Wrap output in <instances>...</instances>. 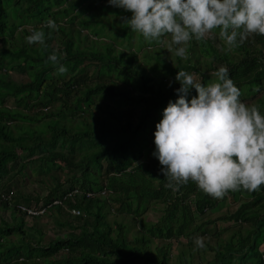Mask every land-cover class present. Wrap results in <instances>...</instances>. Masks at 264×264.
Segmentation results:
<instances>
[{"label": "trees", "instance_id": "16d2710c", "mask_svg": "<svg viewBox=\"0 0 264 264\" xmlns=\"http://www.w3.org/2000/svg\"><path fill=\"white\" fill-rule=\"evenodd\" d=\"M117 11L131 16L108 0H0V264H199L208 251L205 264H264V185L230 189L222 198L191 178L173 189L153 155L156 122L178 95V70L207 83L215 77L205 70L225 65L241 100L264 113V34L226 50L217 28L216 35L188 42L186 57L172 52L171 61L161 48L139 55L138 47L124 46L136 31ZM49 18L56 29L47 26ZM41 27L47 46L29 44L26 36ZM84 28L100 38L85 36L84 43ZM164 37L145 43L158 45ZM54 50L68 68L64 73L47 59ZM27 167L45 196L30 199L10 186ZM74 187L82 192L68 195ZM102 189L106 196L85 195ZM41 202L51 204L43 214L19 208ZM224 202L237 206L213 217ZM150 210L155 218H148ZM108 213L120 219L110 222ZM44 216L66 229L46 244ZM123 216L133 223L130 238ZM227 223L237 228L223 238ZM197 236L205 247L196 246ZM177 243L182 249L173 256Z\"/></svg>", "mask_w": 264, "mask_h": 264}, {"label": "clouds", "instance_id": "9594fccd", "mask_svg": "<svg viewBox=\"0 0 264 264\" xmlns=\"http://www.w3.org/2000/svg\"><path fill=\"white\" fill-rule=\"evenodd\" d=\"M131 11L125 18L133 31L146 41L171 39L167 50L184 58L188 42L200 40L219 28L226 50L253 33L264 34V0H108ZM47 26L58 24L49 18ZM29 44L46 45L43 28L26 36ZM64 73L58 50L48 56ZM207 83L187 70H178L179 87L174 100L162 109L154 130L155 148L167 187L178 189L191 178L205 193L222 198L228 190H259L264 185V113L241 100L242 90L225 65L214 71ZM195 95H190L192 89ZM106 196V195H105ZM199 248L204 239L195 238Z\"/></svg>", "mask_w": 264, "mask_h": 264}, {"label": "rangeland", "instance_id": "374dc122", "mask_svg": "<svg viewBox=\"0 0 264 264\" xmlns=\"http://www.w3.org/2000/svg\"><path fill=\"white\" fill-rule=\"evenodd\" d=\"M116 14L118 16L117 18H121V19L127 18V14L124 15L121 11H117ZM108 33H109L108 32V28L104 27L102 32H101V34H105L106 35ZM209 33L216 35V31H211ZM217 33H219V32L217 31ZM92 34L93 33L90 32V29L84 28V29L81 30L80 38H81V40L84 43H88L87 39H85V36L87 38H89V40H90V38H100L99 36H94ZM140 39L141 38H139L137 32H131V33H129V40H127V37H125L122 42L124 43V46H130L131 45L132 48L138 47L139 48V52H138L139 55L143 53V50H145V48H147L151 53H154L156 48H161L162 50L161 49L159 50L161 55L167 56L169 58L168 60H171V61L173 60V58H171L172 52L167 50V43L170 40V37H168V36L164 37L163 41L160 44H158V45H156V44H154V45H148L147 44L146 45L145 40L141 41ZM213 73H214V71H206L205 70V74L210 76L212 79L215 77ZM11 76L14 79H16V80L23 79V75H20V74H18L16 72L11 73ZM31 166H32V164L29 165V167H31ZM47 181H48V184H46V185H49L51 183V181L49 179ZM10 186H12L14 189L16 188V190H20L21 191L20 194H23V196H28L30 199L35 198V196H38V195L45 196V194L47 193V189H45V187L43 186V183L40 182V181L35 180V176L32 175L29 172L28 167L25 170L24 175H22V176L21 175H17L15 180H13L10 183ZM236 206H237L236 204L232 205V204H227V202H224L220 206H218L216 209H214V211L212 213V216L213 217H217V216L225 214L226 212H232V211L235 210ZM159 207H162V205H156V208L159 209ZM148 212H149L148 213L149 214L148 218H155V212H152L151 210L148 211ZM114 215L118 219H120V217H118V215L114 214V213H108L106 218L110 222H112L115 219ZM145 215H146V213H145ZM3 216H5V218L8 221L11 220V216H10L9 212H6L5 214H3ZM47 219H48V217L44 216L40 220V223H41L44 231L46 232L44 237H43V241H42L44 244H46L48 241H50L54 237V234H61L62 235L64 233V231L66 230L64 227L63 228L56 227L53 224V222L48 223V221H47V223H48V225H47V223H45V221ZM123 221L125 223H128L129 230L126 233H127V237L130 238L131 233L133 231V223L129 221V217L128 216H123ZM26 223L28 225L31 224V222H29V221H26ZM223 226H225V227L226 226H230V227H227L228 230L225 231V234L223 235V238H227L229 236V233L232 232V229L235 230L237 228V226H235V227L232 226L231 223H227V224H225ZM9 238L12 239V240H16L17 236L16 235H10ZM259 247H260L261 250L264 251V240L261 242ZM180 249H182L180 244L177 243L176 245H174L173 250H172L173 256L177 252H179ZM204 256H205V258H209L211 256V253H209V251H208V252H206L204 254ZM205 258H203L202 262L199 263V264H205V261H206ZM200 260L201 259H200L199 255H198V253L195 252V262H198Z\"/></svg>", "mask_w": 264, "mask_h": 264}, {"label": "built area", "instance_id": "2783aa9c", "mask_svg": "<svg viewBox=\"0 0 264 264\" xmlns=\"http://www.w3.org/2000/svg\"><path fill=\"white\" fill-rule=\"evenodd\" d=\"M82 191L79 188L74 187L72 191L68 195H79ZM105 195L106 194V189H102L99 192H93L91 190H87L85 192V195L87 197H91L94 195ZM59 200H55L53 203H57ZM51 204H46V203H38L37 205H32V206H27V205H19V208L24 211L27 215L33 216V215H39L43 214V212L50 206ZM72 213L74 214H79V210L77 209H72ZM263 251V250H262Z\"/></svg>", "mask_w": 264, "mask_h": 264}]
</instances>
